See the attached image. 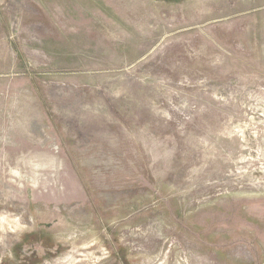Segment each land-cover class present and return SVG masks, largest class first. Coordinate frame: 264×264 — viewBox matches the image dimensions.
Segmentation results:
<instances>
[{"label":"rangeland","instance_id":"obj_1","mask_svg":"<svg viewBox=\"0 0 264 264\" xmlns=\"http://www.w3.org/2000/svg\"><path fill=\"white\" fill-rule=\"evenodd\" d=\"M0 264H264V0H0Z\"/></svg>","mask_w":264,"mask_h":264},{"label":"bare ground","instance_id":"obj_2","mask_svg":"<svg viewBox=\"0 0 264 264\" xmlns=\"http://www.w3.org/2000/svg\"><path fill=\"white\" fill-rule=\"evenodd\" d=\"M52 187V186H51ZM88 257V256H87Z\"/></svg>","mask_w":264,"mask_h":264}]
</instances>
